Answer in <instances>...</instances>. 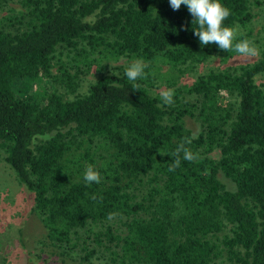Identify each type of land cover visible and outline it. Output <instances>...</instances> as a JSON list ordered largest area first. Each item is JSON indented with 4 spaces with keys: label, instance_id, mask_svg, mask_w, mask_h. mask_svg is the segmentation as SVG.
I'll use <instances>...</instances> for the list:
<instances>
[{
    "label": "trees",
    "instance_id": "trees-1",
    "mask_svg": "<svg viewBox=\"0 0 264 264\" xmlns=\"http://www.w3.org/2000/svg\"><path fill=\"white\" fill-rule=\"evenodd\" d=\"M17 1V14L0 20V143L32 193L51 247L115 213L125 216L124 231L106 226L93 235L97 244L101 234L117 246L113 256L87 264H264V80H257L264 46L252 62L209 69L172 88L166 105L148 91L153 63L175 67L236 53L202 46L185 5L174 11L169 0ZM220 2L230 9L225 26L247 27L249 0ZM245 38L237 33V41ZM57 46L85 56H136L148 65L146 75L129 81L125 71L102 74L85 92L64 97L56 84L74 92L78 77L53 61ZM183 92L196 98L181 101ZM186 118L198 122L195 134ZM185 138L199 158L189 162L181 154L170 172L171 154ZM94 139L98 159L90 151ZM90 164L100 183L85 182ZM143 176L147 190L137 199L131 188ZM225 224L230 232L212 239Z\"/></svg>",
    "mask_w": 264,
    "mask_h": 264
},
{
    "label": "rangeland",
    "instance_id": "rangeland-1",
    "mask_svg": "<svg viewBox=\"0 0 264 264\" xmlns=\"http://www.w3.org/2000/svg\"><path fill=\"white\" fill-rule=\"evenodd\" d=\"M250 11L253 16L246 28L239 27L238 33H245L247 39L254 42L259 47L264 46V3L256 5L254 0H249ZM20 5L17 0H0V20L5 15L17 14ZM7 25L6 23H4ZM10 26V25H9ZM12 27V26H10ZM79 42L77 48L83 46ZM69 51L65 47L57 46L54 52L55 57L70 71H77V87L74 92H68L56 84V89L64 97H72L75 93H83L88 85L102 74L121 73L129 64L138 59L136 56L122 55L113 58L107 54L101 56L98 53ZM258 56V55H257ZM244 57L238 53L225 58L223 54H213L200 63L187 62L175 67L161 62L154 64V77L151 79L148 91L151 95H159L161 90L182 87L194 80L197 75L205 73L209 69H219L226 66H234L240 63L252 62L257 58ZM86 57V58H85ZM144 61V60H143ZM145 62V61H144ZM146 63V62H145ZM55 71V68H52ZM264 80V73L257 77V80ZM50 80V78H48ZM49 83V82H48ZM179 100H194L195 94L181 93ZM230 101H235L234 95H229ZM185 126L193 134L199 129L198 122L194 119H185ZM84 145H87L85 142ZM201 150V148H198ZM90 151L95 159L101 149L98 147V139H94L90 144ZM5 148L0 143V264H87V261L95 262L99 260L110 261L113 256L111 250L117 246L110 243L100 234V243H96L93 235L99 233L110 226L114 233L124 231L123 215H115L113 219L88 221V223L76 230L71 235V240L60 247H51L45 239V230L40 217L32 210V193L23 183H21L12 168L5 161ZM213 156L217 151L212 152ZM218 178L227 188L232 187V183L220 173ZM147 177L143 176L141 182H133L132 192L139 199L147 190ZM230 232V225L225 224L219 232L211 235L212 239L221 238L223 234ZM77 253L73 256L72 253ZM86 256L87 253H89ZM225 260L223 253L218 260Z\"/></svg>",
    "mask_w": 264,
    "mask_h": 264
},
{
    "label": "clouds",
    "instance_id": "clouds-1",
    "mask_svg": "<svg viewBox=\"0 0 264 264\" xmlns=\"http://www.w3.org/2000/svg\"><path fill=\"white\" fill-rule=\"evenodd\" d=\"M171 8L179 10L181 5H185L193 17L192 25L194 35L199 38L201 45H209L215 43L219 49L225 51L234 50L244 57H255L259 54V49L253 41L245 38L237 41V33L239 26H225L224 20L230 15V9L224 6L220 0H169ZM148 65L142 59L133 60L125 69V76L129 81H136L146 75L145 69ZM139 85L133 84V88H138ZM160 98L166 105L173 103L175 95L174 89L161 90ZM191 138H185L171 154L175 157L174 161L169 165L170 172L175 171L181 164L182 158L186 161L193 162L199 158L198 153H194L186 144H191ZM165 155L164 153H161ZM84 180L87 184L100 183L101 175L93 165H88L84 172ZM115 213H110L108 218L111 220L115 217ZM76 256L77 253H72Z\"/></svg>",
    "mask_w": 264,
    "mask_h": 264
}]
</instances>
